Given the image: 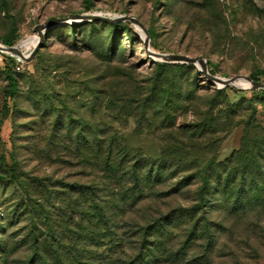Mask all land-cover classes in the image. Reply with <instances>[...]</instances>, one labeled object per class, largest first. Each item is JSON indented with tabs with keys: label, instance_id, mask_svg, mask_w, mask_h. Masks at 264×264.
Returning a JSON list of instances; mask_svg holds the SVG:
<instances>
[{
	"label": "trees",
	"instance_id": "trees-1",
	"mask_svg": "<svg viewBox=\"0 0 264 264\" xmlns=\"http://www.w3.org/2000/svg\"><path fill=\"white\" fill-rule=\"evenodd\" d=\"M85 1L89 3V0ZM212 4L215 7L212 16L225 22L219 1L204 0L199 3L202 7ZM243 7L238 5V9ZM252 8L264 14V5L252 1ZM87 26L90 30L88 40L95 38L96 46L109 52L113 51L111 45L117 29L129 30L131 22H72L69 31L75 36L76 29L82 28L81 33L84 34ZM147 31L153 46H156L154 31L148 28ZM0 41L5 45L14 44L8 37ZM223 50L225 46L219 49L220 52ZM108 54L112 62L114 54ZM5 57L4 66L0 68V114L3 116L11 112L7 100H15L19 87L15 58L10 54H5ZM38 59L37 52L33 61ZM63 66L57 60L49 65V69L60 70ZM192 67L191 64L155 61L148 77L142 79L129 70L109 76V82L118 80L119 83L111 91L110 102L118 104L110 107L113 122L132 120L138 133L144 130L161 132L157 137L163 143L148 159L131 157L125 150L123 135L115 128L85 123L79 125L71 115L62 118L54 108L45 111L54 117L53 125L59 124L57 131L62 136H70L72 145L82 158L83 168H90V178L85 182L80 176L77 182L63 184V190L53 191L43 187L41 191L45 192V202H42L34 197L29 181L17 174L15 161L8 165L9 169L0 173L2 189L9 190L6 196L0 191V208L5 206L0 209V220L3 222L0 229L11 227L8 224L12 222L13 214L23 215L28 221L20 239H15L17 233L7 234L6 246H0L3 253L0 264L8 261L10 251L19 244L29 246L22 264H58V259L62 264H72L64 261V248L76 256L86 248L84 242L87 239L94 240L96 248L103 244L110 252L119 248L134 253L126 264H150L151 257L158 251L171 246L169 250H174L173 254L185 255L197 240L204 237L207 243L203 257L208 259L211 233L205 217L208 211L206 205L212 204L211 208L216 207L233 215L257 204L264 206V112L258 109L259 100L264 98V88L236 89L226 86L215 89L209 86L210 96L204 103L198 104L192 100L195 90L181 85L179 79L180 73ZM207 67L211 74L215 73L216 66L210 59L207 60ZM249 76L260 81L254 71ZM100 77L107 78L105 74ZM241 93H249V96L237 95ZM35 97L43 104L51 102L45 92L36 93ZM179 117L183 118L181 124H177ZM236 126L242 127L238 148L227 158L218 160L221 141ZM156 186L159 200L185 194L187 201L168 214H162L161 207L142 206L137 209L138 216L132 223L123 222L127 215L125 207L137 201V190L142 192L144 188L153 189ZM48 199L49 203L46 202ZM218 225L222 226L221 223ZM105 239L108 242L101 243Z\"/></svg>",
	"mask_w": 264,
	"mask_h": 264
},
{
	"label": "rangeland",
	"instance_id": "rangeland-1",
	"mask_svg": "<svg viewBox=\"0 0 264 264\" xmlns=\"http://www.w3.org/2000/svg\"><path fill=\"white\" fill-rule=\"evenodd\" d=\"M203 1L89 0L88 3L85 0H0V39H12L13 45L19 46L27 54L34 45L33 38L37 36L34 31L36 24L76 13L109 17L127 14L136 17L146 29L154 31L156 46H153L151 39L149 42L153 51L200 55L206 62L210 59L215 64V76L228 78L239 74L249 75L254 71L264 81V14L252 8V1L263 6L264 0H214L219 1L225 22L212 16L214 3L210 7H202L199 3ZM239 4L244 7L238 9ZM73 20L69 18L63 26L44 31L46 39L38 49V61L34 62L33 58L26 62L12 55L15 58V71L19 73L18 92L15 100H7L11 112L7 116L0 114V173L9 169L8 165L15 161L17 174L29 181L34 197L42 202H45V192L41 191L43 187L53 191L63 190V184L77 182L80 176L85 182L88 181L91 172L89 167L83 168L82 158L72 145L70 136H62L57 131L59 124L53 125L54 117L45 113L48 108L58 110L62 118L71 115L79 125L85 123L115 128L123 135L125 150L131 157L148 159L163 143L157 137L161 132L149 133L144 130L138 133L132 120L113 122L110 112V107L118 105L110 102L111 91L119 84L118 80L108 81L112 73L129 70L142 79L148 77L155 61L162 62L145 53L142 29L134 23H131L129 30L118 28L111 45L113 51L108 52L96 46L95 38L88 40L89 26L84 34L81 28L76 29V35L72 36L69 29L70 24L75 22ZM226 30L227 34H224ZM223 46L225 50L220 52ZM214 50L215 53L206 54ZM110 52L114 54L112 62L108 59ZM5 54L0 52V68L4 66ZM57 60L63 63V68L49 69V65ZM191 65L192 68L179 74L181 85L195 90L192 100L198 104L204 103L210 96L207 88H219L204 77L199 71V64ZM101 74L107 78H101ZM243 86V82L236 80L235 87H228L245 89L241 88ZM43 92L49 95L51 102L49 100L43 104L37 100L35 94ZM237 95L249 96V93ZM259 101L258 109L264 112V98ZM1 104L0 96V108ZM182 120L179 117L177 124H181ZM241 134L242 127L236 126L221 141L217 151L218 160L227 158L238 148ZM0 191L4 196L9 192L2 189V185ZM158 192L157 186L144 188L142 192L137 190V201L127 204V215L122 221L132 223L138 216L137 209L142 206L161 207L162 214H168L187 201L185 194L159 200ZM46 202L49 203V199ZM206 206L208 211L205 217L211 233L209 258L203 257L207 243L203 237L185 255L173 254L175 251H170L171 246L170 250L158 251L151 257L150 264H264V206L254 205L238 215L211 208L212 204ZM4 207L1 205L0 209ZM27 221L23 215L13 214V220L8 224L11 227L0 229V246H6L4 241L7 234L17 233L15 239H20ZM0 223H3L2 220ZM71 227L74 228V225ZM107 242L108 239H105L101 243ZM84 243L86 248L76 256L64 248V261L72 264H126L134 255L127 249L117 248L116 252H110L103 244L96 248L93 246L94 240L90 239ZM28 247L19 244L10 251L5 264H22ZM0 257H3L1 252ZM57 262L62 264L60 259Z\"/></svg>",
	"mask_w": 264,
	"mask_h": 264
},
{
	"label": "water",
	"instance_id": "water-1",
	"mask_svg": "<svg viewBox=\"0 0 264 264\" xmlns=\"http://www.w3.org/2000/svg\"><path fill=\"white\" fill-rule=\"evenodd\" d=\"M69 18H73L75 22L80 21H91V20H103L108 22H119V21H129L138 25L143 31V47L145 53L148 56L153 58L159 59L165 62H172V63H182V64H199V71L204 75V77L213 83L217 88H223L226 86L235 87L236 80H240L244 82V86L241 88L245 89H259L264 88V81H256L253 80L249 75H234L228 78H221L211 74L207 68V62L203 56H186V55H179V54H172V53H161L156 52L150 49V36L147 29L143 26V24L133 15H118L109 17L106 15L101 14H87V13H76L73 15H68L67 17L57 18L53 20H49L43 23L36 24L34 26V31L37 33V40L34 43L31 51L27 54L23 53L19 46L16 45H5L0 43V52H4L10 55L18 56L22 60L29 62L37 55L38 49L43 40L46 39L44 31L48 28L55 27L58 25L64 24ZM70 22V21H68Z\"/></svg>",
	"mask_w": 264,
	"mask_h": 264
},
{
	"label": "bare ground",
	"instance_id": "bare-ground-1",
	"mask_svg": "<svg viewBox=\"0 0 264 264\" xmlns=\"http://www.w3.org/2000/svg\"><path fill=\"white\" fill-rule=\"evenodd\" d=\"M36 40H37V36H35V37L33 38V42L35 43ZM241 82H243V81H241ZM243 83H244V82H243Z\"/></svg>",
	"mask_w": 264,
	"mask_h": 264
}]
</instances>
